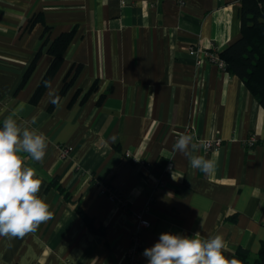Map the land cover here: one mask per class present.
Instances as JSON below:
<instances>
[{
  "label": "crops",
  "instance_id": "0c3cea01",
  "mask_svg": "<svg viewBox=\"0 0 264 264\" xmlns=\"http://www.w3.org/2000/svg\"><path fill=\"white\" fill-rule=\"evenodd\" d=\"M241 8V0H0V127L15 113L35 118L30 127L48 138L41 161L22 155L53 213L22 239L0 237V264H128L134 234L138 264H147L144 250L166 232L222 234L228 259L242 246L250 261H239L253 264L264 246V108L237 75L198 64L240 35ZM63 33L71 39L49 79L59 104L47 88L33 101ZM179 133L222 141L194 152L216 161L212 174L173 151Z\"/></svg>",
  "mask_w": 264,
  "mask_h": 264
},
{
  "label": "clouds",
  "instance_id": "9594fccd",
  "mask_svg": "<svg viewBox=\"0 0 264 264\" xmlns=\"http://www.w3.org/2000/svg\"><path fill=\"white\" fill-rule=\"evenodd\" d=\"M44 85L49 89V102L58 105L60 97L51 82L45 81ZM15 116V113L8 115L0 127V237L9 241L36 232L53 216L50 205L38 195L41 179L34 168L25 165L22 155L41 161L46 154L48 138L30 127L35 118L18 121ZM172 147L174 152L189 160L193 169L206 175L215 171V160L194 154L206 147L204 140L197 143L193 135L179 133ZM225 248L222 234L200 238L199 233L188 237L166 232L160 234L158 242L146 248L143 255L148 258L147 264H241L235 257L228 259L224 255Z\"/></svg>",
  "mask_w": 264,
  "mask_h": 264
},
{
  "label": "trees",
  "instance_id": "16d2710c",
  "mask_svg": "<svg viewBox=\"0 0 264 264\" xmlns=\"http://www.w3.org/2000/svg\"><path fill=\"white\" fill-rule=\"evenodd\" d=\"M241 2V33L219 53V56L226 62L227 71L237 75L264 108V0H241ZM71 35V33H63L51 43L49 52L54 59L43 82L34 93L33 101L42 94L45 88L44 82L49 81L55 73ZM39 55L40 52L35 55L26 71V76L31 72ZM69 86L70 83L65 82L61 93L66 92ZM233 257L249 262L250 251L242 246L238 247ZM252 263L264 264V246Z\"/></svg>",
  "mask_w": 264,
  "mask_h": 264
},
{
  "label": "built area",
  "instance_id": "2783aa9c",
  "mask_svg": "<svg viewBox=\"0 0 264 264\" xmlns=\"http://www.w3.org/2000/svg\"><path fill=\"white\" fill-rule=\"evenodd\" d=\"M124 2V0H121ZM157 1V0H154ZM178 4L183 6L187 4L188 0H177ZM198 52V51H196ZM203 54V55H202ZM201 56L198 59V64H202L205 60H208L209 62L212 63H217L221 69L227 70L226 62L220 58L219 55L215 53H209V52H202ZM206 143V150H212V149H219L222 145V141L220 139L216 140H211V139H206L204 140ZM257 142V139L254 136H251L248 140H246V144L249 147H253L255 143ZM70 153V148H63L62 149V155L65 156ZM126 156H131V153L129 151L126 152ZM138 161V160H137ZM140 163H145L142 160H139ZM102 192L107 194L111 200H116L119 201L120 203H125L124 199L118 195V193L111 188L110 186H107L105 184L102 185ZM140 219V226H150V222L142 217V215H139ZM141 239L138 234H134L132 236V242L128 248L126 257H127V262L128 264H138V256H139V251L141 248Z\"/></svg>",
  "mask_w": 264,
  "mask_h": 264
}]
</instances>
